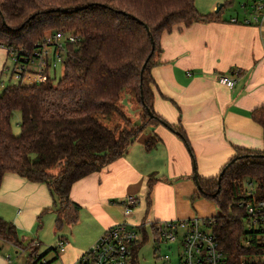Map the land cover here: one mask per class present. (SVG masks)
Returning <instances> with one entry per match:
<instances>
[{
	"label": "trees",
	"instance_id": "1",
	"mask_svg": "<svg viewBox=\"0 0 264 264\" xmlns=\"http://www.w3.org/2000/svg\"><path fill=\"white\" fill-rule=\"evenodd\" d=\"M219 18V12L200 13L195 0H0V45L31 46L47 30L78 34L57 82L47 74L39 82L7 84L0 92V185L5 174L16 173L46 184L58 197L59 214L73 211L75 181L125 154L147 126L165 122L154 109L152 76L162 34L175 25ZM126 88L142 104L139 119L128 118L118 105ZM16 110L21 112L17 135L12 127ZM111 112H118L125 124L99 120ZM252 117L264 127V106L254 109ZM155 140L150 136L147 147ZM54 165L60 166L56 174L48 172ZM223 168L220 181L219 174L198 175L197 194L216 203L213 229L228 264H241L244 256L264 254L262 224L245 226L246 204L264 200V149L236 147ZM156 179H148V205ZM246 180L256 184L246 187ZM17 233V225L0 216V238L21 246ZM29 247L32 264H38L36 248Z\"/></svg>",
	"mask_w": 264,
	"mask_h": 264
},
{
	"label": "crops",
	"instance_id": "2",
	"mask_svg": "<svg viewBox=\"0 0 264 264\" xmlns=\"http://www.w3.org/2000/svg\"><path fill=\"white\" fill-rule=\"evenodd\" d=\"M220 1L195 0L200 13L219 12V19L175 25L161 36L152 68L154 109L167 124L147 126L125 154L73 183L70 199L77 205L76 222L69 240L66 233L60 236L68 242L64 264L74 263L106 228L128 219V195H145L144 204L138 198L136 214L142 220L188 219L196 212L208 218L204 215L213 211L205 196L197 194L194 174L218 175L236 147L264 149V127L252 117L254 109L264 106V20L243 21L250 17L243 4L258 0H224L216 11ZM226 6L235 8L223 16ZM7 53L0 46L1 72ZM223 74L236 80L232 87L220 83ZM152 135L156 140L148 148ZM152 175L157 179L148 205ZM52 198L46 184L7 173L0 185V214L24 227ZM76 225H81L79 238L72 230ZM3 241L0 249L9 246ZM6 258L0 255V264H8Z\"/></svg>",
	"mask_w": 264,
	"mask_h": 264
},
{
	"label": "built area",
	"instance_id": "3",
	"mask_svg": "<svg viewBox=\"0 0 264 264\" xmlns=\"http://www.w3.org/2000/svg\"><path fill=\"white\" fill-rule=\"evenodd\" d=\"M250 17L244 18L245 23L260 24L264 20V0L250 4ZM237 22L238 17H232ZM78 41V34L69 29H56L46 32L33 45H0L8 51L12 65H4L3 71L10 72V79L14 83L31 84L39 82L45 76H54L55 69L64 65L69 54V46ZM1 81V80H0ZM220 83L232 87L236 80L226 74L219 76ZM4 87L7 84L1 82ZM244 185L252 188L251 180ZM138 203L135 195H128L124 202L125 214L131 215L133 207ZM248 224L253 228L262 224L261 243L264 246V200L246 204ZM213 217L200 219L174 218L165 220L144 219L138 224L127 220L117 222L101 234L73 264H133L135 245L138 244V235L147 233L146 228L151 227L158 243L178 241L181 251L178 253V264H228L227 254L221 239L213 229ZM258 228V227H257ZM65 239L59 238V249L64 250ZM249 242V241H247ZM37 240L35 244L40 245ZM160 246H158L159 250ZM10 258V255L7 256ZM162 261L155 264H171L169 254L161 256ZM264 259V254H263ZM42 264H47L43 260ZM264 264V262H263Z\"/></svg>",
	"mask_w": 264,
	"mask_h": 264
},
{
	"label": "rangeland",
	"instance_id": "4",
	"mask_svg": "<svg viewBox=\"0 0 264 264\" xmlns=\"http://www.w3.org/2000/svg\"><path fill=\"white\" fill-rule=\"evenodd\" d=\"M223 1H220L219 3H223ZM234 8L229 6L224 7L222 15L228 16V14L233 11ZM46 32H49V30H47ZM5 56V64L12 65L13 63L10 60L9 54L7 53V55ZM53 74L55 83L64 75V65L58 66L53 72ZM0 78V92L3 89L1 82H4L5 84L15 82V79H10L9 71H0ZM118 105L125 113V115L132 120H135L140 115V112L142 110V104L136 99L134 93L128 88L124 89V91L122 92L121 97L118 100ZM20 119L21 112L19 110L14 111V115L12 117V127L13 132L16 135L20 132ZM99 120L109 126L125 124L124 119L118 112L101 114L99 115ZM59 169V165H54L48 169V172L56 174L58 173ZM253 184L255 185L256 183L253 182ZM135 196L137 198H140L141 204H144L145 195L137 194ZM204 199H206L213 211H211L212 213H210V215L204 216L208 218L216 216L218 214V207L216 203L210 198L205 197ZM54 201H56V204ZM59 208L60 202L58 200V197L56 194H53L51 204L48 207H44L38 212H36L34 215L30 216V225L26 224L24 227H20L15 223L18 229V239L21 241L22 245L20 246L14 243L0 240L3 241L2 243H6L9 245L6 246L4 249H0V255L5 256V258L7 257V255L11 256L10 259L6 258L8 264H32L30 259L31 248L29 247L31 243L32 246H34L37 250L36 254L38 258L40 257L38 264H42L43 260H45L47 264H64V250L61 251L59 249V238L61 235L66 233V235L68 236V240L70 239V235L68 234L70 228L72 227L71 225L76 222L75 220H73L76 216V213H74L72 209H68L66 213L59 214ZM139 208L140 203L136 204L133 207V212L131 215L128 216L127 219L129 223L138 224L142 220L141 217L136 215L139 211ZM15 211H18V208H16ZM201 215L202 214L196 212L193 217H199L200 219H204L201 218ZM0 216L6 218L1 214ZM58 218H61L59 223ZM70 218H72V220H70ZM6 219L12 221V219ZM245 226L247 230L252 228L246 221ZM257 227L258 226H256V228ZM80 228L81 225H76L72 228V230L77 233V238L80 237ZM146 230L147 233L144 234V237L140 234L138 235L139 242L137 245H135L133 264H155L156 262L162 261L161 256H163L164 254H169V256L171 257V264H178V253L181 251V246L179 245V242L172 241L169 243H158L154 238L155 235L152 231V228L149 226L146 228ZM37 240L41 242L39 246H36L35 244ZM67 244L68 242L66 241L63 247L65 248ZM158 246H160L159 250ZM263 262V256L250 255L244 256L242 258L241 264H263Z\"/></svg>",
	"mask_w": 264,
	"mask_h": 264
},
{
	"label": "water",
	"instance_id": "5",
	"mask_svg": "<svg viewBox=\"0 0 264 264\" xmlns=\"http://www.w3.org/2000/svg\"><path fill=\"white\" fill-rule=\"evenodd\" d=\"M221 6H222V3L218 4V6L216 8V11H219L220 8H221ZM224 171H225V168H223L220 171L219 176H218V181H220V178H221L222 174L224 173ZM194 179H195V181L197 183V187L200 188V183H199L198 175L196 173L194 174Z\"/></svg>",
	"mask_w": 264,
	"mask_h": 264
}]
</instances>
